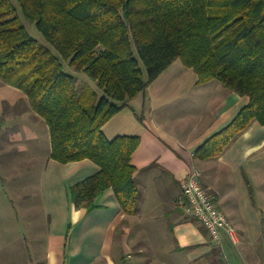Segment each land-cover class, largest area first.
Wrapping results in <instances>:
<instances>
[{"label": "trees", "instance_id": "obj_1", "mask_svg": "<svg viewBox=\"0 0 264 264\" xmlns=\"http://www.w3.org/2000/svg\"><path fill=\"white\" fill-rule=\"evenodd\" d=\"M16 3L60 56L29 34ZM176 60L198 85L218 80L249 98L196 159H218L253 122L264 125V0H0V79L22 90L48 125L53 160L99 167L70 188L71 201L90 212L112 189L127 215L138 213L133 156L141 137L109 138L104 127ZM66 63L95 87L80 86ZM221 252L213 247V256Z\"/></svg>", "mask_w": 264, "mask_h": 264}, {"label": "crops", "instance_id": "obj_2", "mask_svg": "<svg viewBox=\"0 0 264 264\" xmlns=\"http://www.w3.org/2000/svg\"><path fill=\"white\" fill-rule=\"evenodd\" d=\"M248 102V97L218 80L198 85L196 72L176 60L146 93L110 120L104 127L109 138L141 137L133 164L142 202L138 213L130 216L112 189L96 199L97 208L91 212L71 201L70 188L99 167L90 160L68 164L53 160L48 125L22 90L0 79V133L7 103L10 113L15 111L7 118L25 117L36 126L42 120L47 140L42 150L19 137L0 143V167L12 177L32 171V163L23 157L31 153V161L42 167L43 197L42 231L31 221L34 230L18 239L13 216L15 208L29 214L25 195L22 201L11 195L0 200V208H7L0 212V264H212L223 261L221 254L228 264H239L244 256L248 264H264V250L256 244L264 239V125L253 122L218 159L195 157L197 148L226 128ZM125 111L129 114H122ZM10 151L19 156L7 159ZM194 167L201 170L205 187L239 234L240 243L226 237L217 245L219 256H213L216 246L208 230L179 204L182 182ZM58 186L64 189V199L48 201L46 193L60 191Z\"/></svg>", "mask_w": 264, "mask_h": 264}, {"label": "rangeland", "instance_id": "obj_3", "mask_svg": "<svg viewBox=\"0 0 264 264\" xmlns=\"http://www.w3.org/2000/svg\"><path fill=\"white\" fill-rule=\"evenodd\" d=\"M16 5L18 7V11L21 16L22 23L26 26L29 34L33 38L38 40L40 44L48 46L56 55L60 56L59 52L52 45H50L49 42L44 37V35L38 31L36 24L30 22L29 20L25 19L21 15L20 7L17 3ZM136 56L141 63V67L144 71V77L145 79H147L148 72L144 65V62L140 59L137 52H136ZM64 70L67 73L73 74L77 79L79 78L78 82L80 86L84 84V85H91L95 87V83L93 81H91L88 77L86 78V76H83V74L76 72L67 63L64 66ZM14 113L15 111L10 113L9 108L6 109V111L4 112V115H3L4 117L2 119L4 128H2L1 133H0V143L3 140H7V139L10 140V139L19 137L21 139L23 138L24 140H29L30 144L32 145L33 143L31 142H35L32 148H38V150L40 149L42 150V145H46L47 143V140L45 139L46 137L43 135V132H42V120H40L41 122L39 126H36L32 121H29V119H25V117H14L12 119L7 118V116H10V117L14 116ZM126 113L129 114L127 111L123 112L122 114H126ZM138 115L139 117L142 118L141 113L138 112ZM5 125H8V127L6 128ZM9 127H12V128L9 129ZM33 134L36 137L34 141L32 138ZM29 155H31V153H29ZM29 155L23 156L26 160H29L30 163H32L31 164L32 171L29 173L25 172L24 175H19L18 177H12V175H10L9 170H5L0 167V197H1L0 200H4V199L9 200L8 195H11L12 197L20 199L21 201L24 199V201L28 203L27 204L28 206L27 208H25V210L29 212V214L27 215L22 214V212L18 213V210H21L19 208L18 210L17 208H15V212L13 211L14 212L13 218L15 220V225L13 226V233L15 234L16 239H18L19 237L21 238L25 236L26 232L29 233L34 230V228H31L33 224L29 223L31 221L36 222L37 223L36 225H38L42 231V198H43L42 197V167H39L40 165L34 164L31 161V158ZM16 156H19V155L17 153L10 151V154L8 155L7 159H13ZM40 162L41 160L38 161V164H41ZM58 188L60 189V191L58 190L48 191L45 195V198L48 199V201L63 200L64 196L62 195V191L64 189L63 187H60V186H58ZM22 195H25L23 199L21 197ZM10 208L12 209V207H9V209ZM5 210H7L6 207L0 208V212H5ZM203 227L205 228V226ZM238 237H239V234H238ZM238 243H240V238H239ZM256 244L260 246L259 249L264 250V239L257 241ZM214 246L219 247L216 244H214ZM220 256L223 257L222 259L225 264L229 263L228 258L226 257L225 254H221ZM244 257L246 258V256ZM244 257L239 259V264H248L247 260ZM261 258L264 260V255Z\"/></svg>", "mask_w": 264, "mask_h": 264}, {"label": "built area", "instance_id": "obj_4", "mask_svg": "<svg viewBox=\"0 0 264 264\" xmlns=\"http://www.w3.org/2000/svg\"><path fill=\"white\" fill-rule=\"evenodd\" d=\"M179 204L186 215L205 226L216 245L220 246L226 237H230L233 243L238 244L236 228L228 221L209 189L205 187L199 168L194 167L182 182Z\"/></svg>", "mask_w": 264, "mask_h": 264}]
</instances>
